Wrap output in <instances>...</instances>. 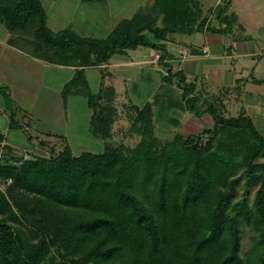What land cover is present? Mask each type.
I'll return each mask as SVG.
<instances>
[{"label":"trees","instance_id":"16d2710c","mask_svg":"<svg viewBox=\"0 0 264 264\" xmlns=\"http://www.w3.org/2000/svg\"><path fill=\"white\" fill-rule=\"evenodd\" d=\"M201 13L198 0H153L106 38L94 39L70 28L52 32L39 0H0L10 46L80 69L61 97L86 98L89 131L104 144L100 153L73 156L64 142L56 156L50 150L31 159L5 148L0 264H45L51 256L56 264H264V136L249 118H226L221 106L198 104L182 71L164 62L172 55L169 35L215 30ZM139 47L161 53L163 83L182 90L172 105L195 116L208 114L212 129L160 139L146 103L130 107V133L140 137L138 143L128 148L112 141L114 89L101 84L91 93L83 71ZM242 180L258 185L251 204L246 193L238 196ZM245 229L251 237L243 251Z\"/></svg>","mask_w":264,"mask_h":264},{"label":"crops","instance_id":"0c3cea01","mask_svg":"<svg viewBox=\"0 0 264 264\" xmlns=\"http://www.w3.org/2000/svg\"><path fill=\"white\" fill-rule=\"evenodd\" d=\"M82 1H97V4L105 8L114 0ZM146 1L134 0L131 7H135L137 3L145 5ZM148 1L151 3L152 0ZM198 3L201 16L215 30L205 28L196 32L201 35L203 42L198 47L186 45L181 39L168 36L167 43L171 46L169 49L172 55L164 62L170 64L173 71H182L185 83L194 87L190 97L197 98L198 104L207 102L221 106L222 114L226 118H249L263 136L256 122L262 121L261 118L264 117L261 113L264 107V0H198ZM204 3L207 5L206 12L203 11ZM51 7V13L54 14V10L58 8L53 4ZM214 7L215 11L210 13L209 10ZM109 16L112 23H118V17ZM102 24L103 22H99L97 26L94 25L101 29H91L98 32L97 35L103 33L105 36L108 31ZM11 36L0 23V134L8 150L15 157L27 159L28 155L37 156L38 152H44L48 140H55L65 142L72 152L74 142L78 140V130H71L75 129L77 121V116L71 114L70 109L74 105V110L81 109L85 116V124L81 126L84 138L80 136L77 150L81 153H92L95 150L102 152L103 141L89 131L91 109L86 98L72 95L64 102L61 97L63 86L78 76L80 69L53 65L33 58L10 46ZM204 49L206 53L203 52ZM160 54L159 51L139 47L115 54L101 67L84 69L83 74L89 89L90 80L93 78L89 73L92 71L97 72L94 78L97 83L95 93L99 91L101 84L114 89L113 106L117 115L112 126V137L119 116V103L122 106L127 105V108L139 107V94H133V98H129L127 89L133 87L135 81H139L144 87L154 83L150 80L152 75L158 77L155 81L157 87L150 98L154 115L157 112L167 113L168 110L179 115L175 117V125L160 118L158 127L164 132L171 130L173 136L177 133L182 136L195 135L213 128L208 114L195 116L188 110L173 107L171 100L180 99L182 90L174 84L167 87L163 83L161 74L165 68L159 62ZM102 72L105 73L103 79ZM78 124L79 121L77 126ZM192 129L194 133L189 132Z\"/></svg>","mask_w":264,"mask_h":264},{"label":"rangeland","instance_id":"374dc122","mask_svg":"<svg viewBox=\"0 0 264 264\" xmlns=\"http://www.w3.org/2000/svg\"><path fill=\"white\" fill-rule=\"evenodd\" d=\"M41 2V0H39ZM134 0H126V1H122V0H117V1H113L112 3H109L108 5L105 6V8H103L102 5L97 4V1H95V3H85L82 0H43V8L46 12V15L48 17V20L46 22V26L49 28H51L52 32H58L61 30H64L66 28H70L76 35H78L79 37H85V38H94V39H104L107 37V35L109 34V32L112 30V28L117 24V22L112 23V21L109 19V14L112 15L113 17L116 16V18L118 19V22L120 19H130L132 18V16L138 12L140 9L144 8L145 5L147 3H149V1L147 0L145 3V5H142L141 3H137L135 4V2L133 4H135V7H131L132 6V2ZM153 1V0H152ZM151 1V3H152ZM90 2V1H89ZM107 3V2H106ZM149 3V4H151ZM48 4V5H47ZM51 4H53V6L55 5V7H57L58 9L54 10V14L51 13V9L53 7H51ZM148 4V5H149ZM204 12L207 11L206 9V4L204 3ZM221 8H223L220 5ZM215 7L212 8L210 11V13L215 11ZM111 12V13H110ZM52 16V17H50ZM121 21V20H120ZM103 22V26L106 27V30L108 31V33L104 34L101 33L100 35H97L95 31H93L91 28H99V27H95L94 25L97 26V24H99ZM49 28V29H50ZM101 29V28H99ZM170 38H174L176 40L181 39V42L185 43L186 45H191V46H201L203 44L202 42V38L201 35H199L198 33H194L192 35H181V34H173V35H169ZM173 47V45H172ZM168 48H171L170 45H168ZM179 52V51H178ZM177 52V53H178ZM180 54V52L178 53ZM97 72L93 71L91 73H89L90 76H92L93 78H91L90 80V91L91 93H95L96 89H97V83L95 82V77L97 76L96 74ZM150 77V75H149ZM153 78V79H152ZM158 78V77H157ZM157 78H155L153 75L152 77H150L151 81H154V83H151L149 85H146L145 87L143 85H141V83L139 81H135V83L132 85L133 87L128 88L127 89V95L129 96V98H133L131 97L133 94H139V107H142L143 104L149 103L151 104V100L150 98L153 96V92L155 91V87H157V83L155 82L157 80ZM140 85V86H139ZM124 96V95H123ZM122 98V97H121ZM128 98V99H129ZM156 99H160V97H154ZM132 101V99H131ZM151 101V102H150ZM180 103V102H179ZM119 116H117L116 119V128L114 127V131H113V137H112V141L116 144H121L125 147L128 148H133L139 141L138 136L130 133V126H131V117L133 116V111L131 108H127V105L122 106L119 103ZM142 105V106H141ZM176 105V104H175ZM123 107V108H121ZM174 107V106H173ZM76 108L78 109L79 107L76 106ZM71 114H74L75 117L77 116V121H79V128L76 129L77 126V121L75 129H71V130H78L76 131V133L78 134V140L75 143L74 147L72 148V155L73 156H79L81 154V152H79L77 150V146L80 145V136H83V128L81 126H83L85 124V116L82 112V110H74V105L71 106ZM173 109V108H172ZM263 110V112H262ZM261 113L264 116V107L262 108ZM157 112L155 115V122L154 124L157 125V129L155 130V133L157 135V137H159L160 139L163 140H170L173 138V132L170 130L168 132H164L161 127H158L159 124V120L160 117L162 116L163 118L161 119L166 120L165 118L169 119L168 117H173L175 118L176 116H179L176 112L172 111V112H168L167 113H160ZM235 114H231V116H234ZM164 116H168L165 117ZM262 116V115H261ZM262 121H257L256 125L258 126L259 130L262 132L263 136H264V117L261 118ZM211 123V122H209ZM212 124V123H211ZM263 125V126H262ZM190 133H194L195 131L189 130ZM27 133V132H26ZM74 133V132H73ZM201 133V132H199ZM81 142H83V139L81 140ZM47 146L46 149H44V152H38L36 155L37 156H27V159H31L33 157H47L50 150H54V155L56 156L60 151H62L64 143L62 141H55V140H48L47 142ZM91 149V147H90ZM92 149H96V148H92ZM90 152V151H89ZM101 150H95L92 153H100ZM261 162H264V160H261ZM258 185H249V186H245L244 180L241 181L240 186L237 188V193L239 198H241L245 193L246 196L249 200V203H252V200L254 198V193L255 190L257 189ZM1 190H4V187L1 186ZM250 237H251V232L248 229H245L244 231V235L242 238V244H243V251H246L249 248L250 245ZM57 260L54 259L52 256L48 259V261L45 264H56Z\"/></svg>","mask_w":264,"mask_h":264},{"label":"built area","instance_id":"2783aa9c","mask_svg":"<svg viewBox=\"0 0 264 264\" xmlns=\"http://www.w3.org/2000/svg\"><path fill=\"white\" fill-rule=\"evenodd\" d=\"M168 51L170 52V49L168 48ZM204 53H206V49L203 50ZM5 148L6 144L4 139L0 140V159L5 158Z\"/></svg>","mask_w":264,"mask_h":264}]
</instances>
